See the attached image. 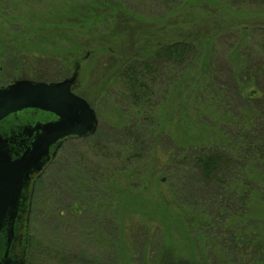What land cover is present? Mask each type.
I'll use <instances>...</instances> for the list:
<instances>
[{"label":"rangeland","instance_id":"rangeland-1","mask_svg":"<svg viewBox=\"0 0 264 264\" xmlns=\"http://www.w3.org/2000/svg\"><path fill=\"white\" fill-rule=\"evenodd\" d=\"M237 12L256 14L250 24L264 26V5L255 0H0V47L8 41L21 50L5 65L4 84L60 82L77 72L73 91L99 120L92 136L63 143L37 180L25 264H219L187 229L207 195L218 199L211 189L205 194L190 148L236 136L215 121L226 106L234 112L243 106L232 41L209 58L211 68L203 66L204 51L174 73L159 65L150 75L157 80L148 107L152 122L138 121L122 101L117 74L143 48L206 37L218 25L214 17ZM75 44L84 46L82 61L65 74L50 54ZM212 73L220 80L222 107L208 92L194 91Z\"/></svg>","mask_w":264,"mask_h":264},{"label":"trees","instance_id":"trees-1","mask_svg":"<svg viewBox=\"0 0 264 264\" xmlns=\"http://www.w3.org/2000/svg\"><path fill=\"white\" fill-rule=\"evenodd\" d=\"M255 2L264 5V0ZM245 13L237 12L227 19L214 17L218 25L210 29L206 37L149 45L137 56L127 58L117 74L122 101L135 111L134 115L141 117L138 121L152 122L148 107L157 80L150 75L159 71V65L164 67V73H174L175 66H185L195 54L204 51L206 63L203 66L211 68L209 58L220 52L221 43L232 41L229 57L236 63L237 78L242 80L240 97L243 106L239 112H234L225 105V112L215 121L218 128L232 127L236 136L233 134L208 147L190 148L191 162L206 182L203 186L207 190L205 194L211 189L218 199L207 195L202 211L194 212L199 216L186 220L187 229L196 236L206 258L215 259L219 264H264V26L250 24L251 17L256 14ZM3 42L0 47V87L4 84L5 65L11 58H19L18 51L21 53L17 47L9 46L10 42ZM80 48L75 44L67 51L55 49L50 56L63 62L66 74L72 67L76 70L78 61H82ZM22 56L28 57V53ZM201 73L204 74L203 69ZM55 75L57 79L63 77L59 73ZM54 77L52 80H57ZM203 77L207 78L196 81V95L208 92L213 97V105L224 106L220 80L214 73L212 79ZM202 115H198L199 120L204 118ZM230 175L233 178H229Z\"/></svg>","mask_w":264,"mask_h":264},{"label":"water","instance_id":"water-1","mask_svg":"<svg viewBox=\"0 0 264 264\" xmlns=\"http://www.w3.org/2000/svg\"><path fill=\"white\" fill-rule=\"evenodd\" d=\"M77 78L0 87V264H25L34 187L62 144L98 129L95 110L73 91Z\"/></svg>","mask_w":264,"mask_h":264},{"label":"flooded vegetation","instance_id":"flooded-vegetation-1","mask_svg":"<svg viewBox=\"0 0 264 264\" xmlns=\"http://www.w3.org/2000/svg\"><path fill=\"white\" fill-rule=\"evenodd\" d=\"M69 140H72V139H69ZM66 141H68V140H66ZM66 141H65V142H66ZM65 142H64V143H65ZM17 254H18V249L16 250V255H17ZM12 257H14V256H12Z\"/></svg>","mask_w":264,"mask_h":264}]
</instances>
